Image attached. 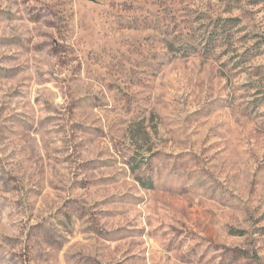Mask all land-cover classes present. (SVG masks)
<instances>
[{
    "label": "rangeland",
    "instance_id": "374dc122",
    "mask_svg": "<svg viewBox=\"0 0 264 264\" xmlns=\"http://www.w3.org/2000/svg\"><path fill=\"white\" fill-rule=\"evenodd\" d=\"M0 264H264V0H0Z\"/></svg>",
    "mask_w": 264,
    "mask_h": 264
}]
</instances>
